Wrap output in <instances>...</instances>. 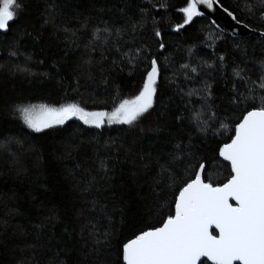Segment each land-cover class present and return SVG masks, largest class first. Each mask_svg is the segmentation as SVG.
Returning <instances> with one entry per match:
<instances>
[{
  "label": "trees",
  "instance_id": "trees-1",
  "mask_svg": "<svg viewBox=\"0 0 264 264\" xmlns=\"http://www.w3.org/2000/svg\"><path fill=\"white\" fill-rule=\"evenodd\" d=\"M21 3L19 19L10 24L7 35L0 34V264H122V243L153 226L158 210L153 204V178L161 166L171 164L184 175L187 163L206 162L214 183L228 176L227 163L212 157L234 134L220 128L221 123L230 128L239 115L229 103L234 85L244 92L253 81L259 84L264 19L259 8L250 12L246 7L255 0H220L239 22L255 30L232 36L211 27L207 18H195L177 32L175 25L183 19L179 9L186 0ZM141 9L146 17L142 27ZM154 28L162 37L154 36ZM96 29L101 30L99 38L93 35ZM161 39L165 49L159 48ZM145 47L149 58L156 55L162 67L156 110L147 117L161 131L150 132L145 125L143 134H126L127 126L96 129L71 121L63 130L35 133L13 115L12 107L18 103L58 104L65 98L89 110L110 109L117 93L121 98L135 95L134 85L142 79L144 64L133 72L123 53ZM184 64L189 68L183 69ZM24 68L30 71L20 70ZM241 77L251 79L245 85ZM205 83L212 85V112L220 118L210 121L217 135L209 133L207 139L191 120L201 108ZM192 89L200 90V95L187 96ZM161 112L163 118L158 117ZM177 115L184 117L182 123L175 120ZM209 115L206 111L204 118ZM189 136L190 158L174 163L175 146L188 145ZM106 229L112 232L111 244L95 245L90 233Z\"/></svg>",
  "mask_w": 264,
  "mask_h": 264
},
{
  "label": "snow or ice",
  "instance_id": "snow-or-ice-1",
  "mask_svg": "<svg viewBox=\"0 0 264 264\" xmlns=\"http://www.w3.org/2000/svg\"><path fill=\"white\" fill-rule=\"evenodd\" d=\"M160 6L167 7L165 4ZM217 7H223L220 0H186V6L179 9L182 23L176 24L175 30L179 32L185 26H190L195 18H204L206 13L210 15ZM246 7L250 12L259 8L261 18L264 19V0H255L254 5ZM23 11L21 0H0V34L7 35L10 24L15 23ZM223 11L237 24L240 23L228 8H223ZM144 12L141 9L140 27L146 19ZM54 15V12L50 13L53 18ZM47 23L49 20H45ZM209 25L219 27L215 19L210 20ZM136 27L134 24L133 31ZM100 31L96 29L93 35L99 38ZM104 32L111 34L107 28ZM119 32L117 29V34ZM72 34L75 35V31ZM154 36L162 37L159 28H154ZM158 43L160 49H165L162 39ZM16 54L10 53L12 56ZM149 55L146 47L123 53L133 72L139 64H144L142 79L139 86L134 85L138 88L135 95L121 98L117 93L112 98L110 109L99 107L89 110L79 101H68L65 98V102L58 104L18 103L12 107L13 115L35 133L63 130L71 121H79L82 125L96 129L105 125L127 126L126 134H143L145 125L150 132H159L161 126L153 124L147 117L156 110L162 67L156 55L151 54V58ZM219 59L223 61L224 57ZM121 62L125 63L123 59ZM85 63L90 64L91 61ZM181 67L188 69L189 65ZM20 70L30 71L27 68ZM191 71L195 73L197 69L191 68ZM260 71L258 85L253 81L252 86L246 87L244 92H240L234 85L229 103L234 106V111L239 109V115L230 128L220 124L225 132L234 133L227 136L226 142L218 145V151L212 157V161L222 158L227 163L226 179L214 183L212 175L207 173L206 162H200L198 166L187 163L184 175H178L171 164L161 166V171L153 178V204L158 205L153 226L134 232L122 243V264H264V61H261ZM235 75L239 77L241 72L235 71ZM241 79L247 85L251 78ZM186 95H200V90L192 89ZM200 99L201 108L193 112L191 120L205 139L209 133L215 137L217 130L210 121L217 122L220 118L212 112L210 83L203 85ZM188 104H191V100ZM206 111L211 112V115L205 119ZM164 116L165 113H158L159 118ZM175 120L182 123L184 117L177 115ZM189 141L188 145L178 143L175 146L172 155L174 163H186L190 158L193 147L191 136ZM191 158L203 160L202 157ZM101 167H104L103 161ZM165 210L167 215H164ZM90 235H95V245L111 244L110 230L106 229L103 233L97 230ZM60 264H66V261H60Z\"/></svg>",
  "mask_w": 264,
  "mask_h": 264
},
{
  "label": "water",
  "instance_id": "water-1",
  "mask_svg": "<svg viewBox=\"0 0 264 264\" xmlns=\"http://www.w3.org/2000/svg\"><path fill=\"white\" fill-rule=\"evenodd\" d=\"M223 8L225 7H217V10L215 12L211 13L210 15L206 13V16L204 18H207L209 21L215 19L217 21V24L219 25L217 29L232 36H247L255 33V30L250 29L242 22L237 24L236 21L232 20V18L223 11ZM262 36L264 37V35Z\"/></svg>",
  "mask_w": 264,
  "mask_h": 264
}]
</instances>
